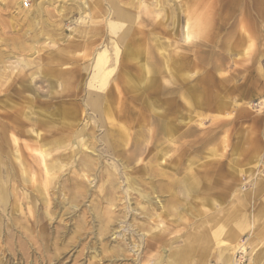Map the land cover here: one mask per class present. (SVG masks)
I'll list each match as a JSON object with an SVG mask.
<instances>
[{"label": "rangeland", "instance_id": "374dc122", "mask_svg": "<svg viewBox=\"0 0 264 264\" xmlns=\"http://www.w3.org/2000/svg\"><path fill=\"white\" fill-rule=\"evenodd\" d=\"M1 53L0 264H264V0H0Z\"/></svg>", "mask_w": 264, "mask_h": 264}, {"label": "bare ground", "instance_id": "6f19581e", "mask_svg": "<svg viewBox=\"0 0 264 264\" xmlns=\"http://www.w3.org/2000/svg\"><path fill=\"white\" fill-rule=\"evenodd\" d=\"M119 16L122 20H130L132 19L131 15H127L125 14L123 11L119 10ZM122 27V26H121ZM100 51V50H99ZM3 52V51H2ZM5 53V52H4ZM6 54V53H5ZM97 54V53H96ZM6 56V55H5ZM8 56H6L7 58ZM4 54H0V66L4 64ZM109 57L106 55V54H101L99 55L98 59H97V63H96V68L98 69V72L102 75H105V77L102 79H100V81L103 83L105 80H106V76L108 74H110V72L112 71H107V68H108V63H109ZM4 67V65H3ZM2 67V68H3ZM7 71V70H6ZM4 72V71H3ZM5 73V72H4ZM97 103V102H96ZM98 106V105H97ZM108 106V105H107ZM136 145V144H135ZM36 160V159H35ZM261 172H258L257 174H261L262 176H264L262 174V170H260ZM4 188H3V184H2V179H1V171H0V195L4 194ZM242 196V195H241ZM1 197V196H0ZM154 247L152 245H150L149 243H147V249L148 251L153 249ZM192 255V254H191ZM180 257V256H179ZM185 258H188V257H185ZM234 258V256H231V262H232V259ZM228 259V258H227ZM180 260H181V257H180ZM234 262H232L233 264ZM236 263V262H235ZM237 264V263H236Z\"/></svg>", "mask_w": 264, "mask_h": 264}, {"label": "crops", "instance_id": "0c3cea01", "mask_svg": "<svg viewBox=\"0 0 264 264\" xmlns=\"http://www.w3.org/2000/svg\"><path fill=\"white\" fill-rule=\"evenodd\" d=\"M252 157H254L253 158V160H254V162H255V159H259L258 157H256V155H254V156H252ZM257 161V160H256ZM255 193H259V192H261L262 190H264V184L263 183H261V184H258L257 183V186H256V184H255ZM243 199V198H242Z\"/></svg>", "mask_w": 264, "mask_h": 264}, {"label": "built area", "instance_id": "2783aa9c", "mask_svg": "<svg viewBox=\"0 0 264 264\" xmlns=\"http://www.w3.org/2000/svg\"><path fill=\"white\" fill-rule=\"evenodd\" d=\"M26 6H27V4H26Z\"/></svg>", "mask_w": 264, "mask_h": 264}]
</instances>
